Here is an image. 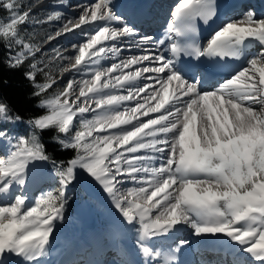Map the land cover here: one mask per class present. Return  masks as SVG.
Instances as JSON below:
<instances>
[{"label": "snow or ice", "instance_id": "6c2138e0", "mask_svg": "<svg viewBox=\"0 0 264 264\" xmlns=\"http://www.w3.org/2000/svg\"><path fill=\"white\" fill-rule=\"evenodd\" d=\"M0 7L8 13L0 20L8 67L34 61L40 49L20 33L30 10L21 11L17 0H0ZM115 9L113 0L84 5L77 21L55 33L81 29L84 42L72 45L78 50L72 69L84 70L91 80L79 83L75 99L70 98L77 83L69 80L63 91L41 101L47 114L28 119L31 135L12 137L0 126V145L7 142L0 154V264H41L57 223L64 219L72 185L104 192L123 222L136 226V247L155 264H179L176 253L189 240H180L164 254L148 242L181 228L217 242V264H264V16L248 11L214 28L201 44L199 25L207 26L217 16V0H178L165 39L144 36L137 47L150 43L147 54L119 60L124 46L116 41L136 36L138 29ZM60 18L56 11L47 22ZM84 25L90 30H83ZM166 43L169 55L158 51ZM108 58L117 62L102 67ZM145 61L155 66L131 70ZM235 61L246 66L232 68ZM39 71L32 63L26 76L35 82ZM214 76L223 79L203 91L202 84ZM141 77L155 80L160 88L137 87ZM54 83L37 84L35 95ZM116 90L127 94H114ZM82 97L84 103H79ZM151 100H156L154 106ZM88 113L91 118L85 117ZM150 113L160 114L141 119ZM78 116L80 128L73 135ZM21 120L0 100V125ZM49 128L70 136L61 144L75 149L76 156L66 166L53 163L59 187L41 192L29 204V167L49 160L37 132ZM128 182L140 186L122 193L118 186Z\"/></svg>", "mask_w": 264, "mask_h": 264}, {"label": "rangeland", "instance_id": "374dc122", "mask_svg": "<svg viewBox=\"0 0 264 264\" xmlns=\"http://www.w3.org/2000/svg\"><path fill=\"white\" fill-rule=\"evenodd\" d=\"M46 1L47 0H17V2L22 5L21 11L30 10L31 12L27 23L20 26L21 35L25 38L26 42L33 44L35 47H38L40 50H41V47L45 48V51L43 53L36 54L34 61L33 60L28 61V64H26L27 72L30 70V65L32 63H36L39 66V68L42 69V71L38 72L37 77L44 78L45 83H46V80L47 82H51L52 80H54L55 83L60 82L61 87L55 86V83H54L52 87L47 90L49 98H45V99H50V98H53L58 93H60L61 91H63V89L66 87L69 80H73L74 82H77L79 78L87 79L88 75L82 74L84 70H81L80 76L77 75L78 73L76 71L73 75L68 77L67 80L65 78L67 74V69H66L67 67L63 63V60L66 57L67 61L70 62V66H72L75 63L74 57L75 55L78 54V50H73L72 45L84 42L81 37V32H77L76 30V31H73L72 34L66 33L61 36H55L54 34V38L58 37V39L62 38L64 40L62 45L56 44L54 46H50L51 45L50 43L52 42V40L50 41L48 40V34H51L54 31V27L63 18H60L59 20H52L50 22H47V17L56 11H59L61 13V16L68 14L64 10L74 11L80 1L77 0L71 4V0H49V2L43 6L41 3L46 2ZM89 1H92L91 3H89V5H92L97 2V0H89ZM247 11L249 10H246L245 13ZM245 13L242 12V14H245ZM7 16H8V13L6 11V15H0V20H6ZM239 17L240 16L238 15L237 16L230 15V16H227L224 22H227L230 19L236 20ZM37 21H39V23H37ZM112 26L114 27L115 25L113 24ZM88 27L89 28L86 31L90 30L89 25ZM75 34L77 37L76 36L74 37ZM107 43L110 44L111 42H107ZM120 45L125 46V43H117V46H120ZM60 46L63 49L59 51ZM57 51H59L60 53H63V55L60 57H57L56 56ZM102 61L104 62L106 61L105 63L107 64L108 59H105ZM143 66H154V65H149L147 61L143 62L139 66L137 65V67H143ZM149 74L150 73H146L144 75L148 76ZM150 82H151L150 80H140L139 86H143L144 84H149ZM42 84L44 83H41L40 85ZM202 90L209 91L210 89L206 88ZM78 94H79V90H74L72 92V96L70 99H75V97ZM40 106H41V101H40ZM156 115H159V113H150L148 117H141V119L147 120L148 118H154ZM85 117L91 118V115L88 113V114H85ZM26 124L28 123H24L21 120L20 122H17L14 124L8 123V124L0 125V126H3L9 132L10 136L18 137V136H28L32 134L33 131L28 129L26 127ZM73 125L74 126L72 129V134L74 135L75 131L80 128L79 116L74 118ZM28 126L30 127L29 124ZM0 154H2L1 145H0ZM46 166H47V163L45 161V163L42 166V171H44L43 172L44 175L42 176L44 177L43 179L52 180L51 178L52 176V177H55L54 180L56 182L46 183L42 181L43 179H41L38 182L36 181V183L33 184V188L29 187L30 189L32 188V192H30L29 194H26L28 196L29 204H31V202L36 197H38L41 192L53 190L59 187L58 179L55 174V169L50 164L47 167ZM89 203H90V210L88 212L89 213L88 219H90L91 223L95 222V225L98 227V230L95 235L86 239L89 242V244L87 245V248L90 251L91 250L94 251V249H96L97 246L98 248H101L103 244H108L110 242L108 240V237L113 236L114 225L117 224L118 218L120 217V214L113 207L110 198L108 196H105L98 189H90L86 191L80 185H72L69 187V190H68V202H67L65 212H64V219L62 222L57 223L56 230L51 239V244L48 248V254L44 258H42L41 264L50 263L51 252L54 247H57L62 241L64 243L65 239L68 240V239L74 238L76 234H78L79 236L81 233H83L86 230V228H84L86 223L84 221L85 220L84 217L81 215V209L84 208L85 206L89 208V205H88ZM71 209H74L75 212L72 214H68V212H70ZM130 226L131 225H129L128 227ZM106 229L108 230V232L106 231ZM135 229L132 231V229L129 228V231H131L134 234ZM174 234H177V233H174ZM75 240L76 239H74L73 242ZM93 251H91L92 254L94 253ZM116 257H118L120 261L123 260L122 256H118L115 248L103 250L102 252H100L99 254H96L95 256V258H98V260H100L102 263H104L105 261L108 263H112L113 259ZM82 259H85V255H83L82 258L79 259L78 263L80 264V263L85 262L84 264H86V262L88 261L87 260L88 258L86 260H82Z\"/></svg>", "mask_w": 264, "mask_h": 264}, {"label": "bare ground", "instance_id": "6f19581e", "mask_svg": "<svg viewBox=\"0 0 264 264\" xmlns=\"http://www.w3.org/2000/svg\"><path fill=\"white\" fill-rule=\"evenodd\" d=\"M74 1H77V0H71V4ZM78 1H80V2L74 11L64 10L68 14H65L66 16L65 15L61 16V18H63V19L60 22H58V24L54 27V31L51 34H48V36L52 35L54 37V34L58 30L62 29L63 26L66 23H68L70 20H72L73 22L77 21L78 17L82 14V6L89 5V3L92 2L89 0H78ZM142 1L146 5L145 9L149 11L148 13L150 15V21L145 20V21H142L141 23L138 24L140 26V28H142L144 30L141 31L138 29V34L136 36L131 37V38H124L122 40L116 41L117 43H125L124 51H122L120 53L119 60H125L131 56H138V55H142V54H147L146 52H144V49L151 48L152 45L150 43H145V44L140 45V47H137V44H139L141 38L144 36H150L153 38L154 41L165 39L167 23H168L169 19H171V11H172L173 7L175 6V4L178 2V1H176L174 3L175 0H142ZM48 2H49V0H47L46 2H43L41 4L44 6ZM233 2L238 3V8L227 9L225 11V16L226 15H229V16L230 15L231 16L232 15H234V16L238 15L241 17L242 15H244V14H242V12L245 13L246 10H249V8L253 7V5H251L250 2H248L247 0H229L227 2V5H229ZM248 4H250V5H248ZM255 14H256L257 18L264 16V10L262 12H256L255 11ZM239 18H237V19H239ZM223 22L224 21H222L221 23H223ZM82 27H83V30H85V31L89 28L88 25H84ZM114 27H119V26L115 25ZM76 30H77V32H81V29H76ZM76 30H74V31H76ZM69 34H72V32ZM75 36H76V34L74 35V37ZM63 41L64 40L62 38L61 39H58V37L54 38V39H52L50 46H54L56 44L62 45ZM97 47H99V46H97ZM166 48H167V43L165 44L164 47L159 48L158 51L164 52L165 55H169V53H167L165 51ZM62 49L63 48H61V46H60L59 51ZM153 50L155 51V49H153ZM44 51H45V48L41 47V50L38 53L40 54V53H43ZM62 55H63V53H61V56ZM105 62L101 61V66L104 68L109 67L113 62H117V61L115 59L108 58V61H107L108 66ZM241 62L245 66V62L244 61H241ZM63 63L67 67L66 68L67 74L65 76V78L67 80V78L70 77L71 75H73L76 71L72 69V66H70V62L67 61V58H65L63 60ZM136 67H137V65L133 66L131 68V70L135 71ZM125 71H128V69H126ZM77 73H78L77 75H79V76L81 75L80 72H77ZM116 74H119V73H114V75H116ZM149 75L154 76L156 74L150 73ZM83 80H91V75H88L87 79L79 78V80H77V82H76L77 87L75 88V90H79V83L82 82ZM140 80H145V79L143 77L139 78L135 82V85L137 87H139ZM150 81L151 82L149 84L153 85L154 88H156V89L160 88L159 85L155 84V80H150ZM216 83H217V81L213 82L211 85H209L208 87H205V88H209L211 90L213 87L216 86ZM175 84H176V82H173L172 85H170V92L175 88ZM55 86L61 87L60 82L55 83ZM151 90L152 89H149L148 91H151ZM85 91H87V88H85ZM105 91H107V90H105ZM114 94H125L126 95L127 92L126 91L121 92L120 90H116V92ZM161 94H162V90H161ZM92 95H93L92 93H88V96L91 97ZM143 95H144V93L141 94V96H143ZM141 102H143V101H141ZM80 103H84L83 97L81 98ZM150 103L154 106L156 104V100H151ZM124 104L128 107L134 106V102H124ZM93 107H94V105H93ZM121 110H123V108H121ZM161 111H163V110H161ZM89 114L92 115L91 113H89ZM1 148H2V153L4 151H6L7 150V142L6 143L4 142V144L1 145ZM44 163H45V161H37V162L33 163L32 165H30L29 170H28L29 182L27 184V188L25 189L26 194H29L30 192H32L33 184L36 183V181L38 182L44 178V177H42L44 175L43 174L44 171H42V166ZM46 163L48 166L49 162L46 161ZM51 178H52V180L43 179L42 181L46 182V183L56 182L54 180L55 177L51 176ZM139 186H140L139 184H134L132 182H128V183L119 185L118 187L120 188L122 193L126 194L128 192V190L139 187ZM29 187H32V188L30 189ZM96 189H98V188H96ZM100 192L103 193L105 196H107L104 192H102V191H100ZM88 205H89V208L85 206L84 208L81 209V215L84 217V219H85L84 221L86 223V225L84 226V228H86V230L84 231V229H83L84 232L81 233L79 236H78V234H76L74 236V238H71L68 240L65 239L64 240L65 244L62 241L59 244L60 246L58 245L59 247L58 246L54 247L52 252H51L50 263L52 262L53 264H79L78 263L79 259L82 258L83 255H85V259H82V260H86L88 258L87 260H89V259L92 260L91 262H94V264H106V263L107 264H130V261L134 260V259L138 262H143L146 259H150L149 257H145L142 253H140L139 249L136 247V244H135V240H136V229L135 228H136V226L131 225L130 227H128L129 225L126 224L125 222H123L121 216L118 218L117 224L114 225L113 236L108 237V240L110 242L108 244H103L101 246V248H98V246H97V248L94 249V251L91 250L94 252L93 253L94 256H93L92 252L87 248V245L89 244V242L86 239L95 235L97 230H98V227L95 224L93 225L92 224L93 222L91 223L90 219H88V214H89L88 212L90 210V203ZM129 228L132 229V231L135 229L134 234L131 231H129ZM106 231L108 232L107 229H106ZM174 233H177V234H174ZM174 233L171 235L164 236V237L161 236L159 238H156V239L149 241L148 242L149 247L153 248L154 250L158 249L162 254H164V253H168L171 249L176 248L177 244L180 240L186 239V240H189L190 243L188 245L183 246L180 249V251L178 253H176V258H177L179 264H199V263L203 262L202 259H206V258L215 260L214 264H217V262L220 260V257L215 255L213 252L206 251V250L203 251V250L199 249V247H198L199 243L201 240H204V239H199V238L194 237L191 234L189 229L181 228L179 231H176ZM74 239H76V240L73 242ZM122 239H124V241H122ZM62 244H64V245H62ZM128 247H129V250L127 249ZM112 248L116 249L118 256H122L123 260L120 261L119 258L116 257L113 259L112 263H108L106 261L104 263H102L100 260H98V258H95L96 254H99L103 250H108V249H112ZM132 253H133V255H132ZM68 257H69V259H67ZM84 263H80V264H84ZM209 264H212V263H209Z\"/></svg>", "mask_w": 264, "mask_h": 264}, {"label": "trees", "instance_id": "16d2710c", "mask_svg": "<svg viewBox=\"0 0 264 264\" xmlns=\"http://www.w3.org/2000/svg\"><path fill=\"white\" fill-rule=\"evenodd\" d=\"M0 15H6V10L2 7H0ZM9 54L7 45L0 41V100L9 106L13 113L20 115L24 123H27L29 118L47 114V110L40 106V101L49 96L47 91L39 96L35 95L38 91L36 84H41L45 79L37 77L35 82L30 80L26 76L28 62L18 68H9L7 64ZM26 127L33 131L28 124ZM37 135L44 145L49 157L48 162L53 168L54 162L56 165L66 166L69 160L75 158L76 150L66 149L61 144V141H69L70 136L58 133L55 128L38 131ZM74 212L75 210L71 209L68 214Z\"/></svg>", "mask_w": 264, "mask_h": 264}]
</instances>
